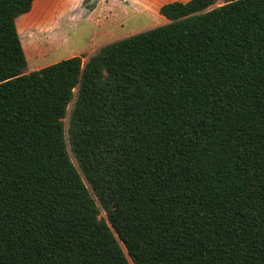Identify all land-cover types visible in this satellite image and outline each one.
Wrapping results in <instances>:
<instances>
[{
	"label": "trees",
	"instance_id": "16d2710c",
	"mask_svg": "<svg viewBox=\"0 0 264 264\" xmlns=\"http://www.w3.org/2000/svg\"><path fill=\"white\" fill-rule=\"evenodd\" d=\"M219 1L26 74L55 4L0 0V264H264V0Z\"/></svg>",
	"mask_w": 264,
	"mask_h": 264
},
{
	"label": "crops",
	"instance_id": "0c3cea01",
	"mask_svg": "<svg viewBox=\"0 0 264 264\" xmlns=\"http://www.w3.org/2000/svg\"><path fill=\"white\" fill-rule=\"evenodd\" d=\"M59 1L62 4V8L59 9L58 14L62 16H64L65 14L68 15V12H66L65 7H63L64 5L69 4L71 6L81 7L83 6L84 3H86V0H59ZM173 1L187 2L189 0H90V4L92 3L95 4L94 9L90 11V14L86 17H84V13L78 11L77 16L79 17H75L76 19L74 20L79 21L78 23L90 22L91 25L93 26L92 30L95 32L90 39L93 47L89 52V55H93L100 48L117 41L118 40L117 37L120 36V33L127 27L129 28L128 29L129 35L132 36L133 33H136V30L140 28L145 29L148 25L153 24L159 27L168 24L169 21L165 17L160 15V8L162 5ZM104 5H106V8H102V6ZM34 6L31 12H34ZM42 9L43 8L41 6L35 12H37V14L42 13ZM50 11L52 10L50 9ZM30 13L26 15H29ZM136 13L142 15L143 18L145 17L147 18L145 23L143 22L139 25H136ZM149 27H154V26H149ZM73 30L76 31L75 26ZM57 32H58L57 28L53 30L46 29L45 31H43V33H37L36 31H32V34L34 36V40L32 42L37 43L39 46H43L44 44L46 45L50 42L51 37ZM66 32H68V34L65 36V41L67 42L68 36L71 35V32L69 30H67ZM41 48L43 49V47ZM24 50L28 60V66L30 63L32 64L30 67L31 70L25 72L26 74H29L34 71H39L46 66L59 62V61L51 62L50 64H46V65L36 64L37 58L34 55V46L31 45L30 48L27 46ZM41 55L45 57V51H43ZM75 56L78 55L73 54L72 57Z\"/></svg>",
	"mask_w": 264,
	"mask_h": 264
},
{
	"label": "rangeland",
	"instance_id": "374dc122",
	"mask_svg": "<svg viewBox=\"0 0 264 264\" xmlns=\"http://www.w3.org/2000/svg\"><path fill=\"white\" fill-rule=\"evenodd\" d=\"M46 1L55 4L51 9L52 11L49 10L44 16H41L36 19L33 17L32 18L22 17L19 20V27L22 30V35H23L22 36L23 45L25 46V48L27 46L30 48L31 45L34 46V55L37 58L36 64L39 65H46V64H50L51 62L62 61L72 57L73 54H76L78 56H85L84 62H86L89 56H91L89 55V52L93 47V45L90 39L94 35L95 31L92 30L93 26L91 25L90 22L78 23L79 21L74 19H76L75 17H79L77 16L78 11L84 13V17L88 16L90 14V11L94 9L95 4L94 3L90 4V0H86V3H84L83 6L81 7H75L69 4L64 5L63 7H65V10L66 12H68V15L65 14L64 16H62L58 14L59 9L62 8V4L60 3L59 0H46ZM226 1L227 0H221L215 6L217 7L223 5L225 4ZM102 8H106V5L102 6ZM146 19H147L146 17L143 18L142 15L136 13V25H139L143 22L145 23ZM74 26L76 31L73 30ZM149 26H154V27H149ZM155 27L157 26L151 24L148 25L145 29L140 28L136 30V33H133L132 36L137 33L148 31L149 29ZM56 28L58 32L51 37L50 42L48 44L39 46L37 43L32 42L34 40L32 31H36L37 33H43V31H45L46 29L53 30ZM128 29H129L128 27L125 28L120 33V36L117 37V39L119 40L130 37L131 35H129ZM67 30L71 32V35L68 36L67 39L68 41L66 42L65 36L68 34V32H66ZM41 47H43V49ZM43 51H45V57L41 55ZM31 65L32 64L30 63L27 69L25 70V72L31 70L30 68ZM76 92L77 90H75V93ZM71 107L72 105L70 106L67 116L64 119L66 126L68 125ZM70 155L72 157L74 164L77 166L76 161L71 152ZM101 217H105L104 212H102Z\"/></svg>",
	"mask_w": 264,
	"mask_h": 264
}]
</instances>
